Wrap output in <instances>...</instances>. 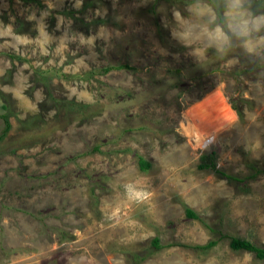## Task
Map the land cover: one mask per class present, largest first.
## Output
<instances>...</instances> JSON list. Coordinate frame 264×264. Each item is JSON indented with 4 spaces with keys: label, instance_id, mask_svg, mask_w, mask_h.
<instances>
[{
    "label": "rangeland",
    "instance_id": "obj_1",
    "mask_svg": "<svg viewBox=\"0 0 264 264\" xmlns=\"http://www.w3.org/2000/svg\"><path fill=\"white\" fill-rule=\"evenodd\" d=\"M185 2L0 0V264H264L227 238L264 248L259 69L190 55L171 32ZM218 88L237 120L198 147L184 114ZM155 237L173 246L142 261Z\"/></svg>",
    "mask_w": 264,
    "mask_h": 264
},
{
    "label": "clouds",
    "instance_id": "obj_2",
    "mask_svg": "<svg viewBox=\"0 0 264 264\" xmlns=\"http://www.w3.org/2000/svg\"><path fill=\"white\" fill-rule=\"evenodd\" d=\"M171 32L198 61L209 52L254 66L264 89V3L261 0H186L172 10ZM145 196L149 193H144Z\"/></svg>",
    "mask_w": 264,
    "mask_h": 264
},
{
    "label": "bare ground",
    "instance_id": "obj_3",
    "mask_svg": "<svg viewBox=\"0 0 264 264\" xmlns=\"http://www.w3.org/2000/svg\"><path fill=\"white\" fill-rule=\"evenodd\" d=\"M184 117L185 121L181 123L183 134L198 147L206 146L237 120L235 110L219 88L191 106Z\"/></svg>",
    "mask_w": 264,
    "mask_h": 264
},
{
    "label": "trees",
    "instance_id": "obj_4",
    "mask_svg": "<svg viewBox=\"0 0 264 264\" xmlns=\"http://www.w3.org/2000/svg\"><path fill=\"white\" fill-rule=\"evenodd\" d=\"M261 3H264V0H261ZM122 69H133V68H131L128 64H125V65L121 64L118 66L106 67L104 69V72L108 73V72L113 71V70H122ZM244 72H245V70L244 71H238L237 74L242 75V74H244ZM234 108L236 110H238L239 115L243 117L242 112L239 109V107L234 105ZM2 118L5 120L6 127H5L3 134L0 137V140H2V138L11 129V123L8 120V116L3 115ZM138 164H139L140 170L143 172L150 170L152 167V164L149 161H147L145 158L140 157V156L138 157ZM247 165L249 168L255 170V173H252L251 175L248 176L250 179L256 178L262 172V171L258 170L257 167L253 164L249 163ZM199 167H200V169H211L214 173H216V174H218L224 178H227L229 180H232L235 182L241 181V179H239L238 177L228 175L224 171L218 169L217 163L215 162V160L213 158H210L209 156H202L201 157V164L199 165ZM185 214L189 219L201 221L208 229H210L211 232L216 231V229L212 228L210 225H206L205 222L201 219L200 215L198 213H196L194 210H192L191 208L186 207ZM227 238L230 240L229 246H230L231 250H233L234 252H247V253L253 254L256 257V259L264 262V248L263 247L255 245L250 240L243 239L240 237L228 236ZM219 241L220 240H217V239L211 240L206 245L188 246V248H196V249L201 250V251H209V250H212L213 248H215L219 244ZM172 246L173 245H163L160 242L159 237H155L151 242V247L148 250V254L145 257H142L141 260L144 261L147 259V257L152 256L156 252H158L164 248L172 247ZM128 253L130 255L133 252H128ZM133 257L136 260L135 254H133Z\"/></svg>",
    "mask_w": 264,
    "mask_h": 264
}]
</instances>
